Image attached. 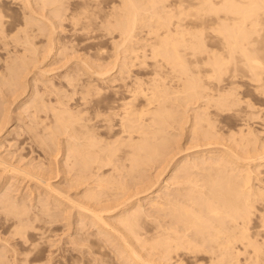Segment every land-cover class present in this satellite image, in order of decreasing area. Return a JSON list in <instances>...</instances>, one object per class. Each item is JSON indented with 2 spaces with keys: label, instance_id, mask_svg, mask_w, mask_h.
Wrapping results in <instances>:
<instances>
[{
  "label": "bare ground",
  "instance_id": "bare-ground-1",
  "mask_svg": "<svg viewBox=\"0 0 264 264\" xmlns=\"http://www.w3.org/2000/svg\"><path fill=\"white\" fill-rule=\"evenodd\" d=\"M32 1L33 0H24V2L22 1L23 4L22 3L21 4L25 7H29V10L33 11L35 7L33 6ZM35 1L38 2L39 5L40 4L41 5H45V4L52 5L55 3H60L62 0H35ZM184 1L175 0L174 4L172 3L168 4L164 2V0H122L120 1L118 5L120 7H123L124 9L122 10L123 12L119 11L117 16H115L116 19H114L115 22L113 26H115L116 28L120 30L119 32L121 33L120 34L121 39H119V43L117 42L118 44L116 42L115 43L118 46L119 45L121 46L122 49H120V47L119 49L122 51L120 50H116V51H120V52L128 51V54L126 55L124 54L123 56L121 55L123 57L122 59L123 61L122 60L121 61L124 62L125 58L126 59L132 58L131 61L133 60L132 61L133 63L131 65H134V66L142 65L141 67L143 68L141 72L137 71L136 74H133L131 76L130 74H128L129 70H127L128 73L127 72L126 74L124 73L125 71H123V68H122L123 67L122 65H124V63L122 64V62H120L119 65L121 66H119L117 65L118 63L114 60V64L111 63L113 65L111 68L112 70L110 69L111 65L110 67H108L109 69H105L103 66L102 67L105 70L97 69L98 66L96 63L97 67L95 68V70L93 68L94 70L93 71L91 68L92 65L89 62H87L88 61L87 57H86L87 61L84 59V56H86L84 55L83 58H81L82 59L81 61L82 63L85 62L86 67L82 68V65H85V64H82L79 68L74 67L76 68L74 71L75 73L74 74L71 73L68 79L66 78L67 84L66 83L65 84L68 86H71L72 88H75L76 86L79 87L80 85L81 88L82 87L84 88L85 94H86V91H88L89 93L90 89H92L94 93L97 92L98 94V92L101 89L99 88L98 90L97 88L98 85H96L98 84V82L95 83L92 77H95L97 79L98 78L103 79L104 81V78L106 79L107 77L106 74L108 75V78L105 81L107 82L106 87H110L111 89L110 100L107 104L105 105L103 104L104 105L102 106L103 108L101 107V109L99 110L98 109L94 110L95 112L93 111L94 112L93 115L91 114V116H89L88 113H87L88 116L84 115V111L82 112L83 109L80 112L75 113L76 112L75 109H74L75 111L74 112L72 109L64 106L65 101L63 102L60 97L56 98L55 105H52L51 100L50 101L48 100L49 102L48 101L46 102V100H44V98L41 96L43 93L46 92L45 89H44V92L42 91V93H39L38 91H36L37 90L36 87H34L36 90L35 89L31 90L30 94L32 95L31 96L32 99H28L29 101H27L26 103L24 102L30 108L29 115L32 118V120H34V123H32V125H29V127H27L28 130L32 132L34 136L33 139L36 138L38 142L46 148V151L49 152L50 155L52 154L53 156H56L58 155V153L61 152L62 164L60 162L58 164H61L62 166L61 170H63L65 173L67 172L69 173V171L72 172L71 176L69 175L70 177L68 179L69 181L68 184L71 187H74L76 189L75 195H77V197L72 198L69 195V193H67V190L64 191L61 188V186H59L60 188H58V185L55 186L54 184H52L49 180L50 179L49 177H44L45 175L43 176V172L42 174L41 172L37 173V171L36 173L35 172L33 173L34 170L32 172L28 170V169H31V167L25 168V165L24 167H21L19 164H21L20 162L22 159L20 160L19 164H15V163L13 164V161L10 160L12 163L8 161L9 159H12V158L9 157V159L7 158L8 160H6L5 159L6 156H3L4 157L3 158L1 155L0 156V170H1V173L3 171V174L5 172L6 177L7 175H11V174L12 176L19 174L21 175V178L19 177L21 180H23L22 177L23 178L28 177L29 179H32V180L35 179L38 185L44 189V192H46L45 193L46 197L48 196L47 194H49V197L52 199H58L61 201L64 200L62 201L63 203L66 201L67 203L71 205L70 207L72 206L76 207L78 209V213L77 211L76 213L80 217V220H82L86 216H89L88 218H90L91 221H86V222H89V223L91 222L90 224L92 225L98 224V227L106 226V228H109L108 230H110L112 234H115L117 236L119 235L121 237L120 240L118 241V244L120 245L118 246L120 248V251L123 254H127V256H129L130 258H133L132 261H135L139 264H192V263H195V264H241L242 258H244V260L251 259L254 261L255 264H259V262L264 257V142L260 146H256V147L254 146L253 149L249 148L251 147V145H253V144H250V142L253 143L254 141L256 142L258 141L259 143V139L257 138H258V135H260V134L257 135V132L253 130L254 127L252 128L250 126L247 127L248 129L246 128L247 130L244 129L246 132H243L244 126H240L236 128L237 130H234V131L232 130V133L229 132L231 135L236 133L238 135L240 134V136L236 135V137L237 136L239 137L238 139L234 137L228 138V139H231V141L229 140L230 142H228V144L226 142L225 143L221 142L220 139H218V141L221 143H219L218 141H214V140H217L219 136L218 135L219 132H222L220 131L221 129H218V127H222V126L220 125L217 127V125L220 123L215 124V122L219 119V117L217 118L219 114L228 113L229 118H231L230 116H232V118L240 122L242 121L244 123L246 121L250 122L251 120L255 121L254 119H257L263 116L262 115L259 117V112L261 110H264V106H261L262 104L256 105V103L249 100L250 98L248 97H247L248 99L240 97L239 92L241 91V88L244 87L250 93L252 92L254 93V95L263 97L264 99V0H215V1L214 0H189L188 2L185 1L186 3H184ZM157 3H159V5H157ZM41 5L39 6V8L41 7ZM59 5L62 6L61 4ZM1 6L2 4L0 5V33L3 32L4 30L3 24L5 25L4 23L5 19H3L5 18V16L2 15ZM23 6L21 7L22 9L24 8ZM56 6L57 7H55L52 10L54 18L57 16V18L59 19L58 16H62V19H63V11L66 8L58 7V5ZM143 7L144 9L146 8L144 12L141 11V9L143 10ZM173 7H175L176 10L173 9L174 11H171ZM80 8L83 9L81 6ZM85 8L86 10L85 9L84 10L87 11V7ZM85 11L83 13H85ZM145 11L146 13H149L147 14V16H145L146 15ZM76 13H74V15H76ZM81 13H82V10H81ZM70 14H71V11H70ZM91 14L92 12L90 13V15ZM142 14L144 15L140 16ZM25 15H26L25 25H29V24L36 25L37 28L34 27V29L41 31L40 33H42V30L45 28L44 26L46 24L43 26V24L40 23L41 24L40 25L38 24L39 20H37L38 19L37 17H36L37 19H35L34 17H31L30 14H25ZM79 15H80V12H79ZM72 16H69V18H71ZM108 16H109V13H108ZM22 22H24V20H22ZM56 25H57L56 23L51 22V25H50L51 33L54 32ZM142 26L146 27V28H143L145 29V34H143V36H139L137 39H133V37L135 36L136 28L139 29ZM141 33H144V32L140 31V34ZM10 34L12 37L14 36V39H15L16 34L18 33L13 32ZM19 35L20 34H18L17 36ZM32 35L30 37V35L27 34L25 37L27 39V42H29L30 44H31L30 40L32 39ZM41 36L42 35H40V37ZM49 36L51 38L52 35H49ZM19 37L18 39H20ZM50 38H49V41H50ZM33 39L35 40V38ZM212 39H214V41H212ZM42 42L43 41H41V43ZM52 42L50 41L47 43H52ZM29 43H27V45ZM60 43L58 44L60 45ZM73 43H76V42H73ZM5 44L7 43L4 42V45ZM67 44H68V41H67ZM77 45L78 44H76V46ZM96 47H99V46H96ZM23 48L26 49V47L24 46ZM65 48L63 47L62 49H65ZM37 49H38V46H37ZM24 50L22 49L21 50L22 53L19 54V56L21 55L23 59L21 57L20 59H18V61L17 60L12 61L11 59L12 62L11 63L7 62L8 64L6 65V67H3L6 69H9L8 72H3L2 70H0V73H1L0 74V83H1L0 85L1 86L2 84L7 85V87L17 85V82H18L17 75L19 73V70H20V67L22 66L23 61H25L24 60L25 54L27 55V53H25ZM26 50H29V49H26ZM59 50L60 49H58L56 53ZM95 51H97L96 48H95ZM66 52L69 54L70 50L69 52L68 50ZM48 53H50V51ZM119 53H117V57ZM129 53H131V55ZM60 54H61V51H60ZM68 54L66 55V58H68L67 56L70 55ZM56 55H58V53ZM55 57L60 58V56H55ZM72 57H74V55H72ZM62 58H65V57L62 56ZM109 58H106V59H109ZM135 59H136V62H135ZM98 60H94V61H98ZM115 62L117 64H115ZM88 64H90L91 66ZM87 65L90 68L87 67ZM102 67L99 66L98 68H102ZM43 68H42L43 71L41 72H44L46 70V69L44 70ZM87 69L88 70L91 69V71L90 72L85 71ZM110 72H115V75L111 76ZM83 75L86 76L85 79L82 77ZM168 76H171L169 78L170 80L167 78ZM168 80L170 82H167ZM63 82H64V79H63ZM56 86L55 87L53 86L54 87V91L52 90L53 92L58 91L57 89L59 87L56 88ZM65 87L66 86H64V88ZM108 91L106 93H108ZM21 92H25V91L21 90ZM67 93L68 92H66V94ZM245 93L247 94V91ZM48 94L49 93H47V95ZM85 94L83 96H85ZM64 95L65 94H63V96ZM49 96H51V94ZM92 97H93V94H92ZM173 97L175 99H178L176 101H180V102L175 101L177 104L175 103L172 104L171 102L175 100ZM85 98L86 97H84L82 100L86 101ZM172 98L174 100L170 102L172 104V107H171L170 103H169V106L167 103H168V100ZM256 99L258 100V98ZM68 102L70 101L68 100ZM89 103L91 104V102ZM178 103L179 105L180 103H182L183 105L185 104L187 105V103H190V104L194 103L195 105L193 104L194 105L193 113L191 112L192 115L187 114V113L185 114L184 109H182L183 111H181L180 109L181 112L179 111V109L177 110V107H179ZM47 107H50V109L53 110V115H54V119L50 118L52 121L48 120L49 122H46V117L48 116L44 117L46 113L43 116V118L40 114L42 111L46 112V110H48L46 109ZM80 108L81 107L79 106V110ZM88 108L89 107H87V109ZM86 110H85V114L87 112ZM43 114L44 113H42V115ZM182 121L184 123L187 121L186 123L188 124L187 131L190 133V135L191 134L198 135L197 137H201V139L205 138L206 141L208 139L209 140L212 139V141L217 142L218 144L209 143L210 147H212L211 145H215V147L217 145L218 146L220 145L221 148L219 149H216L218 147L213 148V149L208 148L205 153L201 151L198 155H195L193 159L191 158L192 161H187L189 159L188 157L186 162L175 163V167H173L172 169L173 172L172 173L169 172V174L173 175L172 178L175 179L173 180L174 181L173 183H175L176 186H174L173 188L171 187L172 189L170 190L168 189L166 192L162 191V193L163 192L164 193L162 195H159L160 196L159 198H161V200L155 199V197L154 199H151L150 201L148 200L149 206L154 208L156 211L161 212V214L163 213L162 214L163 217L161 216L162 219L157 221L158 223L154 220L151 221L153 222V224L149 223L150 225H154V227L152 226L153 228H147V227H151L150 225L148 226V224H147V227H145L146 224L143 227V224H144L143 217L147 214V212L146 213L144 212L146 211V209L144 208V211H143L140 205L138 206L135 204L136 206L134 205L132 206L131 203H130L131 206H127L129 203L128 200L131 199L132 197L134 198L133 196L134 193H131L132 194V196H130L131 198L126 197L125 199L121 200L122 198L121 194L124 195L125 189H126L125 185L127 184V183L126 184L124 183L125 182L124 176L126 175V172L123 171V168H127L131 172H137L138 174L140 170L145 169L144 168L145 165H147L148 163L150 164L153 158L156 159L154 160L156 162L158 160L156 157L158 158L161 157L160 155L162 154V151L164 150V149L162 150V147L168 143L167 142L168 140H171L169 138L167 140L166 138L167 136L166 129L168 128V126L170 127L172 123L174 124L176 122V123H179L180 125ZM260 122L262 121L260 120ZM53 123H55V125L57 126L55 128H58L59 130H56L53 128ZM38 128L39 130H37ZM11 129H15V128L12 127ZM18 131L19 130H17V133H19ZM59 133H62V134L64 133L66 136L62 138V134H61L62 139L60 140L59 139L60 137H58ZM232 136H235V135H232ZM19 137L17 135V138ZM17 142L21 143L18 140ZM203 144L205 146H208L205 144V142H203ZM247 144H249L250 146L249 147L246 146L247 148H245V145ZM242 145H244V147ZM165 147L166 146H164V148ZM167 147H170V146L167 145ZM165 154L166 153H164V157L167 156V155L165 156ZM204 155H207V156H204ZM162 158L160 160H162ZM170 159H169V162L168 160L165 161L167 165L170 163L171 161ZM53 160L54 159H52V161ZM172 160H173V157H172ZM18 161L19 159L16 160V163ZM40 162H41L40 163V166H41L43 161H40ZM29 163L30 161L28 162V164ZM166 164H165V167H163V169L168 167L166 166ZM159 165H161V163H159ZM33 166L35 167L36 163ZM38 167L36 169H38ZM43 167L45 168V166ZM43 167L41 168L42 170H44ZM41 169L39 170L41 171ZM200 170H205V171L202 172ZM177 171L179 172V174H177ZM10 172H13L15 175H13V173L9 174ZM128 173L129 172H127V174ZM161 173L162 172L157 173V174L160 175ZM128 175H131V174H128ZM142 175H143V172H142ZM16 177L18 176L16 175ZM137 177H140V176H137ZM148 177L150 178V176ZM1 178H5V177L0 176V179ZM131 178L132 177H130V179ZM5 179H9V178H5ZM133 179L134 178H132L131 180ZM157 180L158 179H156L154 182H156ZM2 181H0L1 184H2ZM134 182L136 183V181ZM149 182H151V180L148 181V183ZM169 183L170 181L168 182L167 180L165 181L163 180V184L162 185L158 184L157 187H160V189H162L163 187L168 186ZM146 184L143 187H147L148 189H150L152 185H154V183L152 185L150 183L149 186L148 185L146 186ZM35 187L37 186L35 185ZM4 188H7V187L4 186ZM128 189H129V186H128ZM10 190L12 189L10 188ZM130 190H128L129 193H130ZM141 191L142 192H140V194L143 193L145 189ZM156 191L154 195L156 194ZM8 193H6V191L5 193H2V192L0 193V208L3 209L2 211L5 214H11V217H8V221H9L8 224H9L10 230H8L9 228H6L5 225L3 228H6L8 232L15 238V240H13L12 243L9 242V244L12 245V247H10L8 243H5V244H8L10 248H12L11 252L8 251L9 253L12 254L10 255L11 258H9L8 256L7 257L5 256L7 250H4V249L2 250L0 248V264H36V261L38 260L37 253L39 252L40 247L38 245V242L29 243L28 242L29 237H31V234L34 233L35 235L38 234V236L41 237L42 239L43 233H45V232H42V227H41L43 224L42 223L43 221L37 222L38 220L39 221L43 220V219H40L41 217L40 215H42V214H39L40 212L48 215L49 217H55L56 212H53V210L50 211L52 207H49V205L45 203L47 201L43 202V198L39 202L40 204H37L38 206L35 205L36 207H38L36 208L38 210L35 211L34 208L31 209L27 201H26L27 204L26 203L21 204V202L19 204L17 200L18 197L14 198L15 194L9 195ZM17 193L18 192H16V194ZM157 193L159 194V192ZM157 197L158 195L156 196V198ZM25 199L23 200V202L25 201ZM40 199L38 198L37 202ZM44 199H47V198H44ZM53 202L55 203V201ZM59 203L61 202L59 201ZM98 203H103V205L97 206ZM33 206L34 205H32V207ZM52 206H53V203H52ZM63 207L65 206L63 205ZM147 211L149 210L147 209ZM143 212L145 213L144 216L142 215ZM5 214L3 215V217H5ZM105 215L109 217H106ZM7 216L8 215H6V219H7ZM146 216H149V214ZM146 216H145V219L148 218ZM37 218L39 219L36 221V225H35L34 220H36ZM111 218L113 219L110 220ZM44 220L46 221V219ZM81 222L82 221L78 223H81ZM37 223L39 224L42 223V224H40L41 226H39ZM145 223H146V220H145ZM154 223H157V224H154ZM1 226L2 225H0V227ZM138 227H140L141 229L142 227L146 228V230L144 229L145 231L143 232H142L143 229L139 231ZM6 229L4 231H6L7 233ZM100 232L101 231H99V233ZM103 232L108 234V236L110 234V232H108L107 230H103ZM10 236L8 238H10ZM117 236H116V239H117ZM109 237H108V240L110 239ZM86 238L88 237H85V239L84 238L83 239L86 240ZM0 239L2 240V237H0ZM91 239H89V242ZM4 240L7 241V239H4ZM112 241L114 242V240ZM113 242L111 243L113 244ZM94 243H95L94 241L92 242V244L90 242V245L93 246ZM103 243L101 244L102 246H103ZM14 245H16V248ZM17 245L19 247L18 251H17ZM26 245H29V246H26ZM3 246L5 245L3 244ZM92 246H91V249H92ZM102 246L99 245V247L96 249L100 250ZM84 247L86 246L84 245ZM86 248L88 249V247ZM141 249H144L145 251L146 250L149 251V252L146 251L147 253L145 255H148V254L150 255V252H151V255H154V258H155V254H156L157 255L156 259L152 260L153 257L152 258L150 257L149 259L145 258L140 252ZM99 250L97 252H99ZM103 252L104 251H102V253ZM21 253H23L24 255ZM28 253L29 255L31 253V257L27 258V256H29ZM105 253L104 255L103 254L102 255L104 258H107L105 256L108 253L107 254ZM17 255H19V257L21 255L22 257L25 255L27 256L25 258H18ZM109 255H110V252H109ZM58 256H59V258L57 257L58 259L55 258L58 260L57 261L59 262L58 264H82L81 262L85 260L84 259L83 261H81L80 259H77L75 256L73 258L72 255H70L69 257L66 256L62 258H60V255ZM125 260L128 261V259L126 258ZM129 261H131V259ZM95 263H98V262H95ZM106 264H110L109 261ZM127 264H129V262Z\"/></svg>",
  "mask_w": 264,
  "mask_h": 264
},
{
  "label": "rangeland",
  "instance_id": "rangeland-1",
  "mask_svg": "<svg viewBox=\"0 0 264 264\" xmlns=\"http://www.w3.org/2000/svg\"><path fill=\"white\" fill-rule=\"evenodd\" d=\"M12 1V2H11ZM24 2V0H0V5L2 4V6H1V8H2V15H4L5 16V18H3V19H5L4 20V23H5V25L3 24V32H1V33H3V34H1L0 33V61L2 62H0V70H2L3 72H8L9 71V69H6V68H3V67H6V65L8 64V63H11L13 60H17L18 61V59H20V57L22 58V56L20 55L19 56V54H21L22 52H21V50L23 49H25V48H23V46L24 47H26V49H29V50H24L25 51V53H27V55L25 54V58H24V60L25 61H23V63H22V66L20 67V70H19V73H18V78H19V80H18V78H17V81L19 82V84H18V82H17V85H13V86H9V87H7V85H5V84H2V86L0 85V144H2V145H0V156L2 155V157L3 156H6L5 157V159L6 160H8L9 159V157L10 158H12V159H9L8 161L9 162H11V161H13V164L15 163V164H19V162H20V160H21V164H19L21 167H24V165H25V168H27V167H31V169H28V170H30L31 172L33 171V173L35 172L36 173V171H37V173L39 172H41V174H42V172H43V176L44 177H49L48 179L50 180V182L52 183V184H54L55 186H57L58 185V188H60L59 186H61V188L65 191V190H67V193H69V195L72 197V198H75V197H77V195H75V191H76V189L74 188V187H71L69 184H68V179H69V177L71 176V174H72V172L71 171H69V173L67 174V173H65L63 170H61L62 169V166H61V164H62V155H61V152L60 153H58V155H56V156H53L52 154L50 155L49 154V152H47L46 151V148L44 147V146H42L39 142H38V140L36 139V138H34L33 139V134H32V132L30 131V130H28V128L27 127H29V125H32V123H34V120H32V118L30 117V115H29V107H28V105L27 104H25L27 101H29L28 99H32V95L30 94L31 93V90L32 89H35L34 87H36V91H38L39 93H42V91L44 92V89H45V91L47 92V93H49L48 95H47V93L45 92V93H43L41 96L44 98V100H46V102L49 100H51V102H52V105H55V99L56 98H61V100L64 102L65 101V107H67V108H70V109H72L73 111H74V109H75V113H77V112H80L82 109V112L84 111V115H86V116H88V114H89V116H91V114L93 115V113L95 112L94 110H99V109H101V107L102 106H104L105 104H107L108 102H109V100H110V94H111V89H110V87H106V85H107V82L105 81L107 78H108V75L106 74V79L104 78V81H103V79H97V78H95V77H92L93 79H94V81H95V83L96 82H98V84H96V85H98L97 86V88H98V90H99V88L101 89L99 92H100V94H99V92H98V94H97V92H93L92 91V89H90L89 90V93H88V91H86V94H85V90H84V88L82 87L81 88V86L79 85V87L78 86H76L75 88H72L71 86H68V85H66L67 84V79H68V77L70 76V74L72 73V74H74L75 72V69L76 68H79L82 64H85V62L84 63H82V59L81 58H83V56L84 55H86V56H84V59L86 60V57H87V62H89L91 65H92V70H93V68H94V70H95V68L98 66H100V67H104L105 69H109L108 67H110V65H111V67H110V69L112 68V64H114V60L118 63H116L115 62V64H117V65H119V63L120 62H122L123 60V55L125 54H128V51H124V52H120V51H122V50H120V49H122L121 48V46L119 45H117L118 43H119V39H121V33L119 32L120 30L118 29V28H116L115 26H113L114 25V22H115V20L114 19H116V17L115 16H117V14H118V12L119 11H121V12H123L122 10L124 9L123 7H120L118 4L120 3V1H122V0H97V1H95V0H62L60 3H55V4H45V5H41V7L39 8V3L38 2H36L35 0H33L32 1V4H33V6L35 7V12H34V10L32 11V10H29V7H25V6H23L22 4H23V2ZM84 1V2H83ZM172 1V2H171ZM175 0H164V2H166V3H168V4H170V3H172V4H174L175 2H174ZM177 1V0H176ZM184 1V0H183ZM186 2H188L189 0H185ZM184 1V3H186ZM215 1V0H214ZM4 2V3H3ZM15 2V3H14ZM96 2V3H95ZM112 2H114V3H112ZM19 3V4H18ZM22 3V4H21ZM84 3V4H83ZM87 3V4H86ZM20 4H21V6H20ZM59 4H61L62 6H60ZM83 4V5H82ZM111 4H112V6H111ZM36 5H38V6H36ZM56 5H58V7H64V8H66L64 11H63V19H62V16H58L59 17V19L57 18V16L54 18V16H53V13H52V10L55 8V7H57ZM64 5H66V6H64ZM89 5V6H88ZM118 7H117V6ZM157 5H159V3H157ZM24 7L23 9L21 8V7ZM52 6V7H51ZM80 6L83 8V9H81L80 8ZM111 6V7H110ZM73 7V8H72ZM85 7H87V11H85L86 10V8ZM106 7H107V9H106ZM6 8H8V9H6ZM37 8V9H36ZM78 8V9H77ZM112 8H114V9H112ZM120 8V9H119ZM19 9V10H18ZM68 9V10H67ZM72 9H73V11H75V12H73L72 11ZM75 9V10H74ZM85 9V10H84ZM117 9H118V11H117ZM146 9V8H145ZM144 7H143V10L141 9V11H143L144 12ZM176 10V8L175 7H173L172 9H171V11H174V10ZM81 10H82V13H81ZM110 10V11H109ZM116 12H115V11ZM25 11V12H24ZM29 11V12H28ZM70 11H71V14L72 15H74V13H76L77 11V13H76V15H74V16H72L71 14H70ZM85 11V13H83ZM148 11H149V9H148ZM170 11V12H171ZM27 12V13H26ZM31 12H33V13H31ZM79 12H80V15H79ZM86 12H88V13H86ZM92 12V14L90 15V13ZM36 13V14H35ZM65 13V14H64ZM108 13H109V16H108ZM142 13V12H141ZM145 13H146V11H145ZM144 13V14H145ZM25 14H30L31 15V17H34L35 19H37V20H39L38 21V24H43V26L45 27L43 30H42V33L44 34H42V33H40L41 31H38L37 29H34V27L35 28H37V26L36 25H25V20H26V15ZM40 15V17H39V15ZM49 14V15H48ZM144 14H142V15H140V16H143ZM147 14H149V13H146V15L145 16H147ZM25 15V16H24ZM38 15V16H37ZM44 17H43V16ZM50 15H51V17H50ZM65 15V16H64ZM79 15V16H78ZM49 16V17H48ZM69 16H72L71 18H69ZM108 16V17H107ZM149 16V15H148ZM37 17V18H36ZM42 17V18H41ZM46 17V18H45ZM65 17V18H64ZM66 17H68V18H66ZM78 19H77V18ZM50 18V19H49ZM51 18H53V19H51ZM148 18V17H147ZM46 19V20H45ZM68 19V20H67ZM7 20V21H6ZM22 20H24V22H22ZM57 20V21H56ZM63 20V21H62ZM70 20H71V22H70ZM46 21V22H45ZM56 21V22H55ZM7 22V23H6ZM48 22H50V23H48ZM51 22H53V23H56L57 25H56V27H55V29H54V32H52L51 33V28H50V25H51ZM63 22V23H62ZM59 23V24H58ZM62 23V24H61ZM72 23V24H71ZM73 23H75V24H73ZM40 24V25H41ZM49 25V26H48ZM31 26V27H30ZM61 26V27H60ZM113 28H112V27ZM16 27V28H15ZM58 27V28H57ZM60 27V28H59ZM23 28V29H22ZM26 29V31H25V29ZM32 28V29H31ZM57 28V29H56ZM143 28H146L145 26H142L141 28H136V30H135V36L133 37V39H137L139 36H143V34H145V29H143ZM12 29H14V30H12ZM20 29V30H19ZM142 29V30H141ZM16 30V31H15ZM24 30V31H23ZM8 31V32H7ZM12 31V32H11ZM34 31H35V33H34ZM38 31V32H37ZM140 31H142V32H144V33H141L140 34ZM6 32V33H5ZM13 32H17L18 34H20L19 36H17L18 34H16V38L14 39V36L12 37L11 36V34L10 33H13ZM24 32V33H23ZM38 33V34H37ZM49 33H51V34H49ZM5 34V35H4ZM27 34H29L30 35V37H31V35H32V39L33 38H35V40L33 39H31L30 41H31V44L29 43V42H27V39L25 38L26 37V35ZM35 34V35H34ZM138 34V35H137ZM37 35V36H36ZM40 35H42L41 37H40ZM49 35H52L51 36V38H50V36ZM120 35V36H119ZM136 35H137V37H136ZM35 36V37H34ZM48 36H49V38H50V41L53 43H47V42H50L49 41V38H48ZM59 36V37H58ZM2 37V38H1ZM4 37H6V38H4ZM18 37L20 38V39H18ZM56 37H58V38H56ZM68 37V38H67ZM10 38H12V39H10ZM41 38V39H40ZM46 38V39H45ZM54 38V39H53ZM61 38V39H60ZM52 39V40H51ZM70 39V40H69ZM12 40V41H11ZM48 40V41H47ZM58 40V41H57ZM62 40H64V41H62ZM75 40V41H74ZM114 42H113V41ZM116 40V41H115ZM118 40V41H117ZM1 41H3V42H1ZM7 41V42H6ZM25 41V42H24ZM41 41H43L42 43H41ZM67 41H68V44H67ZM72 41V42H71ZM78 41V42H77ZM212 41H214V39H212ZM4 42L5 43H7V44H5L4 45ZM11 42V43H10ZM39 42V43H38ZM60 42H62V43H60ZM63 42H65V43H63ZM73 42H76V43H73ZM117 44H116V43ZM133 42H134V40H133ZM3 43V44H2ZM14 43H16V44H14ZM18 43V44H17ZM20 43V44H19ZM27 43H29L28 45H27ZM33 43H34V45H33ZM44 43V44H43ZM58 43H60V45L58 44ZM36 44V45H35ZM50 44H52V45H50ZM58 44V45H57ZM72 45V46H74V47H72V46H70V45ZM74 44V45H73ZM76 44H78L77 46H76ZM88 44V45H87ZM98 44V45H97ZM100 44H101V46H100ZM113 44H115V45H113ZM20 45V46H19ZM22 45V46H21ZM33 45V46H32ZM64 45H66V46H64ZM86 45V46H85ZM2 46V47H1ZM32 48H31V47ZM37 46H38V49H37ZM44 46V47H43ZM59 46V47H58ZM60 46H61V48H60ZM96 46H99V47H96ZM115 46H117V47H115ZM18 47V48H17ZM20 47V48H19ZM28 47H30V48H28ZM41 47V48H40ZM46 47V48H45ZM51 49H49V48ZM53 47V48H52ZM65 48V49H62V48ZM76 47V48H75ZM78 47H79V49H78ZM83 47H85V48H83ZM102 49H101V48ZM119 47H120V49H119ZM2 48V49H1ZM56 48V49H55ZM83 48V49H82ZM95 48H96V50L97 51H95ZM107 48V49H106ZM115 50V52H114V50ZM117 48V49H116ZM19 49H21V50H19ZM32 49V50H31ZM36 49V50H35ZM40 49V50H39ZM48 49V50H47ZM58 49H60L57 53H58V55H56L57 53H56V51L58 50ZM62 49V50H61ZM72 49V50H71ZM78 49V50H77ZM18 50V51H17ZM43 52H42V51ZM45 50V51H44ZM55 52H54V51ZM64 50H68V52H69V50H70V52H69V54L66 52V51H64ZM81 50V51H80ZM102 50V51H101ZM107 50V51H106ZM111 50V51H110ZM116 50H120V51H116ZM47 51V52H46ZM50 51V53H48ZM60 51H61V54H60ZM63 51V52H62ZM76 51H78V52H76ZM89 51V52H88ZM92 51V52H91ZM95 51V52H94ZM19 52V53H18ZM34 52V53H33ZM72 52V53H71ZM100 52V53H99ZM108 54H106V53ZM109 52H110V54H109ZM119 53V55H118V57H117V53ZM140 52V51H139ZM12 55H11V54ZM37 53V54H36ZM40 53V54H39ZM55 55H54V54ZM65 55H64V54ZM69 55V56H67L68 58H66V55L67 54ZM77 53V54H76ZM82 53H84V54H82ZM88 55H87V54ZM94 53V54H93ZM122 53V54H121ZM35 54V55H34ZM47 54V55H46ZM49 54V55H48ZM130 55H131V53H129ZM40 57H39V56ZM43 55V56H42ZM46 55V56H45ZM72 55H74V57H72ZM78 57H77V56ZM95 55V56H94ZM97 55V56H96ZM101 55H102V57H101ZM111 55V56H110ZM122 55V56H121ZM6 56H8V57H6ZM16 56V57H15ZM28 56H29V58H28ZM34 56V57H33ZM42 56V57H41ZM55 56H60V58H56ZM62 56L63 57H65V58H62ZM71 56V57H70ZM81 56V57H80ZM2 57V58H1ZM31 57H33V58H31ZM90 57V58H89ZM96 57V58H95ZM99 57V58H98ZM109 57H111V58H109ZM113 57V58H112ZM114 57H116V58H114ZM10 58V59H9ZM16 58V59H15ZM29 60H31V61H29ZM31 58V59H30ZM37 58V59H36ZM45 58V59H44ZM52 58V59H51ZM79 60H78V59ZM106 58H109V59H106ZM11 59H12V61H11ZM23 59V58H22ZM39 59V60H38ZM41 59V60H40ZM62 59V60H61ZM65 59H67V60H65ZM69 59V60H68ZM71 59V60H70ZM91 59H93V60H91ZM99 59V60H98ZM130 59V60H129ZM131 59L132 58H125V60H124V62H122V64L124 63V65H122L123 67V71H125L124 73L126 74V72L128 73V71L127 70H129V73L128 74H130L131 76L133 75V74H136V72L137 71H139V72H141V70H142V68L143 67H141L142 65H136V66H134V65H131L133 62V60L131 61ZM7 60V61H6ZM48 60V61H47ZM55 60V61H54ZM61 60V61H60ZM94 60H98V61H94ZM106 60V61H105ZM110 60V61H109ZM122 60V61H121ZM5 61V62H4ZM20 61V60H19ZM79 61V62H78ZM91 61V62H90ZM93 61V62H92ZM4 62V63H3ZM8 62V63H7ZM25 62V63H24ZM28 62V63H27ZM54 62H55V64H54ZM58 62V63H57ZM66 63V64H64V63ZM68 62V63H67ZM95 62V63H94ZM105 62V63H104ZM131 62V63H130ZM135 62H136V59H135ZM28 65H27V64ZM63 63V64H62ZM81 63V64H80ZM96 63H97V66H96ZM99 63V64H98ZM107 63V64H106ZM110 63V64H109ZM112 63V64H111ZM127 65H126V64ZM4 64H5V66H4ZM35 64H36V66H35ZM90 64H88V65H90ZM129 64H130V66H129ZM28 67H27V66ZM29 65H30V67H29ZM33 65V66H32ZM38 65V66H37ZM52 65V66H51ZM72 65H74V66H72ZM87 65V67H89ZM90 65V66H91ZM94 65V66H93ZM105 65V66H104ZM24 66H25V68H24ZM32 66V67H31ZM119 66H121V65H119ZM127 66V67H126ZM129 66V67H128ZM44 67V68H43ZM70 67V68H69ZM74 67H76V68H74ZM83 67H86V64L85 65H82V68ZM97 67V69H102V70H105L103 67L102 68H98ZM126 67V68H125ZM138 67V68H137ZM42 68L45 70L44 72H41V71H43L42 70ZM90 68V67H89ZM88 68V69H89ZM128 68H130V69H128ZM5 69V70H4ZM31 69V70H30ZM38 69V70H37ZM47 69H49V70H47ZM71 69V70H70ZM74 69V70H73ZM85 70V71H91V69L90 70ZM126 69V70H125ZM7 70V71H6ZM93 70V71H94ZM112 70V69H111ZM131 70V71H130ZM40 71V72H39ZM49 71V72H48ZM23 72V73H22ZM38 72V73H37ZM132 72V73H131ZM37 73V74H36ZM43 73V74H42ZM1 74V73H0ZM23 74V75H22ZM38 75V76H37ZM47 75V76H46ZM110 75L111 76H113V75H115V72H110ZM109 75V76H110ZM129 75V76H130ZM21 76V77H20ZM25 76V77H24ZM64 76V77H63ZM63 77V78H62ZM84 79L86 78V76L85 75H83L82 76ZM171 76H168L167 78L169 79ZM67 78V79H66ZM91 78V77H90ZM89 78V79H90ZM91 78V79H92ZM37 79V80H36ZM63 79H64V82H63ZM92 79V80H93ZM40 80V81H39ZM53 80V81H52ZM167 80V79H166ZM170 80V79H169ZM167 81V82H170V81ZM27 81V82H26ZM31 82V83H30ZM57 84H56V83ZM21 83V84H20ZM23 83V84H22ZM34 83H36V84H34ZM40 83H42V84H40ZM54 83V84H53ZM66 83V84H65ZM105 83V84H104ZM1 84V83H0ZM53 84V85H52ZM6 87H5V86ZM21 85V86H20ZM35 85V86H34ZM57 85V86H56ZM61 85H63V86H61ZM100 85V86H99ZM38 86V87H37ZM45 86V87H44ZM56 86V88H58L57 90V92L55 91V92H53L54 91V87ZM64 86H66L65 88H64ZM5 87V88H4ZM52 87H53V89H52ZM61 87H63V88H61ZM68 87V88H67ZM2 88V89H1ZM14 88V89H13ZM25 88V89H24ZM109 88V89H108ZM6 91H5V90ZM8 89V90H7ZM61 89H63V90H60ZM68 89V90H67ZM75 89V90H74ZM82 89V90H81ZM103 89V90H102ZM109 91H108V90ZM16 90V91H15ZM21 90L22 91H25V92H21ZM53 90V91H52ZM67 90V91H66ZM77 90H78V92H77ZM80 90H81V92H80ZM94 90V89H93ZM106 90V91H105ZM49 91V92H48ZM52 91V92H51ZM63 91V92H62ZM75 94H73L72 92ZM83 91H84V93H83ZM95 91V90H94ZM104 91V92H103ZM108 91V93H106ZM244 91V92H243ZM247 91V94L245 93ZM8 94H7V93ZM61 94H60V93ZM66 92H68L67 94H66ZM70 92V93H69ZM5 93H6V95H5ZM80 93V94H79ZM106 93V94H105ZM240 93V97H243V98H250L249 100H251L252 102H254V103H256V105H261V106H264V99H263V97H260V96H256V95H254V93H250L246 88H241V91L239 92ZM243 93V94H242ZM51 94V96H49ZM63 94H65L64 96H63ZM85 94V96H83ZM92 94H93V97H92ZM96 96H95V95ZM173 94V93H172ZM171 94V95H172ZM17 95V96H16ZM29 95V96H28ZM45 97H44V96ZM69 95V96H68ZM82 95V96H81ZM170 95V96H171ZM248 95H250V96H248ZM62 96V97H61ZM80 96V97H79ZM88 96V97H87ZM245 96V97H244ZM69 97H71V98H69ZM84 97H86L85 99H86V101H87V103H86V101H83L82 99L84 98ZM90 97V98H89ZM172 97V96H171ZM170 97V98H171ZM175 97V96H174ZM173 97V98H174ZM2 98V99H1ZM42 98V99H43ZM46 98V99H45ZM51 98V99H50ZM66 98V99H65ZM67 98H69V99H67ZM74 98V99H73ZM94 98V99H93ZM102 98V99H101ZM169 99L168 100V106H169V103L171 102V101H173L174 99ZM247 98V99H248ZM253 98H254V100H253ZM256 98H258V100H259V102H258V100L256 99ZM72 99V100H71ZM90 99V100H89ZM98 99V100H97ZM4 100V101H3ZM67 100V101H66ZM68 100L70 101V102H68ZM82 100V101H81ZM176 100H178V99H175L173 102H171L172 104H177L176 102H180V101H176ZM257 100V101H256ZM48 101V102H49ZM72 101V102H71ZM74 101V102H73ZM91 102V104L89 103V102ZM97 101H98V103H97ZM107 101V102H106ZM176 101V102H175ZM2 102V103H1ZM4 102V103H3ZM6 102V103H5ZM25 102V103H24ZM82 102V103H81ZM85 104H84V103ZM101 102V103H100ZM67 103V104H66ZM70 103V104H69ZM72 103V104H71ZM74 103V104H73ZM81 103V104H80ZM170 103V106L172 107V104ZM190 103H191V101H190ZM190 103H187V105L185 104V105H183L182 103H180V105H181V107H180V105H179V103H178V106L180 107H177V110L179 109V111H180V109H181V111H183L182 109H184L185 110V114L187 113V114H191L192 115V113H193V108H194V105L193 104H190ZM68 104H69V106H68ZM78 104V105H77ZM96 104V105H95ZM104 104V105H103ZM5 105V106H4ZM71 105H72V107H71ZM86 105H87V107H89L88 109H87V107H86ZM89 105V106H88ZM98 105V106H97ZM185 107H183V106ZM3 106V107H2ZM23 106H24V108H23ZM79 106L81 107L80 108V110H79ZM83 106V107H82ZM192 106V107H191ZM7 107V108H6ZM26 107V108H25ZM98 107V108H97ZM183 107V108H182ZM242 107V106H241ZM92 108V109H91ZM103 108V107H102ZM190 108V109H189ZM27 109V110H26ZM46 109H48V110H46V112H41L40 114H41V116H42V118H43V116L45 115V113H46V115L44 116V117H46V116H48V117H46V122H49L48 120H50V121H52L51 119H54V115H53V110H51L50 109V107H47ZM87 109V110H86ZM85 110L87 111L86 112V114H85ZM191 110V111H190ZM21 111V112H20ZM27 112V113H25V112ZM48 111H49V113H48ZM94 111V112H93ZM180 111V112H181ZM8 112V113H7ZM19 112V113H18ZM51 112V113H50ZM192 112V113H191ZM42 113H44L43 115H42ZM88 113V114H87ZM51 114V115H50ZM103 114V113H102ZM223 114V115H222ZM222 114H219L218 116H217V118L219 117V119L215 122V124H218V123H220V124H218L217 125V127L218 126H222V127H218V129H221L220 131H222V132H219V136H218V138H217V140H214V141H218V139H220V141L221 142H223V143H227L228 144V142H230L231 141V139H228V138H232V137H234V138H239L238 136H240V134L238 135V134H236V133H234V134H232V135H235V136H232L230 133H232V130L234 131V130H237L236 128H238V127H240V126H244V128H243V130L244 129H246L247 127H254L253 128V130L255 131V132H257V135L258 134H260V135H258V138L257 139H259V143H258V141L256 142V141H254L253 143L252 142H250V144H253V145H251V147H249L250 145L249 144H247V145H245V148H247V147H249V148H254V146L256 147V146H260L263 142H264V110H261L260 112H259V117L260 116H262V117H260V118H257V119H254L255 121H253V120H251L250 122H248V121H246L245 123L244 122H240V121H238V120H236V119H234V118H232V116H230L231 118H229V114L228 113H222ZM226 114H227V116H226ZM50 115V116H49ZM220 115H222V116H220ZM8 116V117H7ZM29 116V117H28ZM25 117V118H24ZM49 118V119H48ZM51 118V119H50ZM226 118V119H225ZM228 118V119H227ZM234 121H233V120ZM263 122H260V120ZM8 120V121H7ZM22 120H23V122H22ZM27 120V121H26ZM29 120H31V121H29ZM227 120V121H226ZM256 120H258V121H256ZM33 121V122H32ZM229 121V122H228ZM237 121V122H236ZM19 122V123H18ZM26 122V123H25ZM5 123V124H4ZM187 123V121L184 123L183 121L180 123V125H179V123H172V125H170V127L168 126V128L166 129L167 130V133H166V138H167V140H168V138L169 139H171V140H166L167 142H165V143H167V144H165L164 146H166L165 148H164V146L162 147V154L160 155L161 157H156L158 160L155 162L154 160H156L155 158H153V162L151 161L150 162V164L148 163L147 165H145V166H147V167H145L144 166V168L145 169H143V170H140L139 172H138V174H137V172H131V171H129L127 168H123V171H125L126 172V175H127V177H126V175L123 177L124 178V180H125V186H126V189H125V193H124V195L123 194H121V200L122 199H125L126 197H130V196H132V194L131 193H134L133 194V196H134V198L132 197H130L131 199H129L128 200V205L127 206H136V205H140V207H141V209L144 211V208L146 209V211H144L145 213L147 212V214L146 215H148L149 214V216H146L145 215V213L143 212V216L145 215L146 217H148V218H146L145 219V216L143 217V219H144V224H143V227H144V225H145V227H147V224H148V226L150 225L149 223H151V224H153V222H151V221H159V220H161L162 218H161V216L163 217V213L161 214V212H158V211H156L154 208H152V207H150L149 206V204H148V200L150 201L151 199H154V197H155V199H158V200H161V198H159L160 196L159 195H162L164 192H166L168 189L170 190V189H172L174 186H176L175 185V183H173L174 181L173 180H175V179H173L172 178V174H169V172L170 173H172L173 172V167H175V163H177V162H179V163H181V162H186V160L188 159V157H189V159L187 160V161H192V159H193V157L195 156V155H198L201 151L203 152V153H205L206 151H207V149L209 148V149H213V148H216V147H218V148H216V149H219V148H221V146L219 147L218 145L215 147V145H211L212 147H210V144H218L217 142H214V141H212V139L211 140H205V138L202 140L201 139V137H197L198 135H193V134H191L190 135V133L187 131L188 130V124H186ZM228 123H229V125H228ZM232 123V124H231ZM242 125H241V124ZM249 123H251V124H249ZM257 123V124H256ZM177 124V125H176ZM185 124V125H184ZM224 124V125H223ZM239 126H238V125ZM249 124V125H248ZM253 124V125H252ZM2 125H4V126H2ZM183 125V126H182ZM226 125H227V127H226ZM245 125H246V127H245ZM23 126V127H22ZM185 126V127H184ZM231 126V127H230ZM15 128V129H11V128ZM22 127V128H21ZM55 127H57L56 125H55V123H53V128L54 129H56V130H59L58 128H55ZM176 127V128H175ZM179 127V128H178ZM224 127V128H223ZM261 127V128H260ZM1 128H2V130H1ZM18 128V129H17ZM25 128V129H24ZM231 130H230V129ZM23 129V130H22ZM171 129V130H170ZM223 129V130H222ZM248 129V128H247ZM246 129V130H247ZM257 129V130H256ZM17 130H19L18 132L19 133H21V134H19V133H17ZM37 130H39V128L37 129ZM172 130H173V132H172ZM182 130V131H181ZM230 130V131H229ZM28 131V132H27ZM168 131H170V132H168ZM219 131V130H218ZM230 132V133H229ZM243 132H246L245 130L243 131ZM17 133V134H16ZM26 133V134H25ZM28 133V134H27ZM170 133V134H169ZM173 133V134H172ZM184 133V134H183ZM187 133V134H186ZM229 133V134H228ZM13 134V135H12ZM29 134H31V135H29ZM61 134L62 133H59L58 134V137H60L59 139L61 140L63 137H65L66 135L63 133L62 134V138H61ZM221 134V135H220ZM17 135H18V137L19 136H21V137H19V138H17ZM64 135V136H63ZM169 135V136H168ZM171 135H173V136H171ZM178 137H177V136ZM225 137H224V136ZM228 135V136H227ZM236 135H238L237 137H236ZM30 136V137H29ZM183 138H182V137ZM191 136H192V138H191ZM221 136V137H220ZM227 136V137H226ZM13 137V138H12ZM189 137V138H188ZM7 138V139H6ZM165 138V139H166ZM226 138V139H225ZM11 139V140H10ZM28 139V140H27ZM36 139V140H35ZM195 139V140H194ZM222 139V140H221ZM225 139V140H224ZM17 140L18 141H20L21 143H19V142H17ZM34 140V141H33ZM178 142H177V141ZM187 140H189V141H187ZM194 142H193V141ZM224 140V141H223ZM230 140V141H229ZM24 141V142H23ZM170 141H171V143H170ZM173 141V142H172ZM205 142V144H206V142H207V144L206 145H208V146H205L204 144H203V142ZM210 141V142H209ZM2 142V143H1ZM13 142V143H12ZM29 142V143H28ZM38 142V143H37ZM175 142V143H174ZM182 142V143H181ZM188 142H190V143H188ZM200 142H201V144H203V145H201L200 144ZM219 142V141H218ZM221 142H219V143H221ZM4 143V144H3ZM24 143V144H23ZM210 143V144H209ZM257 143V144H256ZM9 146H8V145ZM15 144V145H14ZM17 144V145H16ZM29 144H30V146H29ZM170 144V145H169ZM188 144H189V146H188ZM193 144H194V146H196V147H194L193 146ZM36 145H38V146H36ZM167 145L168 146H170V147H167ZM172 145V146H171ZM177 147H176V146ZM199 145V146H198ZM179 146V147H178ZM184 146V147H183ZM198 146V147H197ZM204 148H203V147ZM243 147H244V145H242ZM247 146V147H246ZM22 147V148H21ZM35 147V148H34ZM44 147V148H43ZM187 147V148H186ZM191 147V148H190ZM194 147V148H193ZM10 148V149H9ZM19 148H20V150H19ZM23 149V150H22ZM38 149H39V151H38ZM42 149V150H41ZM166 149V150H165ZM168 149V150H167ZM4 150V151H3ZM25 150H27V151H25ZM33 150V151H32ZM175 150H177V151H175ZM186 150V151H185ZM205 150V151H204ZM9 151V152H8ZM13 151V152H12ZM17 151V152H16ZM170 153H169V152ZM199 151V152H198ZM4 152V153H3ZM43 152V153H42ZM177 152V153H176ZM2 153V154H1ZM6 153V154H5ZM10 153V154H9ZM13 153V154H12ZM22 153V154H21ZM45 153V154H44ZM164 153H166L165 154V156L166 157H164ZM169 153V154H168ZM197 153V154H196ZM19 154H20V156H19ZM24 154H25V156H24ZM38 154V155H37ZM47 154V155H46ZM255 154H257V153H255ZM11 155V156H10ZM22 155V156H21ZM46 155V156H45ZM50 155V156H49ZM29 156V157H28ZM41 156V157H40ZM48 156V157H47ZM53 156V157H52ZM59 156V157H58ZM170 156H172L173 157V160H172V157H170ZM175 156V157H174ZM204 156H207V155H204ZM19 157V158H18ZM21 157V158H20ZM42 157H43V159H42ZM46 157V158H45ZM56 157V158H55ZM58 157V158H57ZM164 159H163V158ZM4 158V157H3ZM8 158V159H7ZM19 159V161L16 163V160H18ZM33 158V159H32ZM38 158V159H37ZM162 158V160H160ZM171 158V159H170ZM186 158V159H185ZM192 158V159H191ZM28 159V160H27ZM42 159V160H41ZM52 159H54L53 161H52ZM58 159H59V161H58ZM169 159L171 160L170 161V163L167 165L166 164V162L165 161H167L168 160V162H169ZM191 159V160H190ZM11 160V161H10ZM58 162H57V161ZM160 160V161H159ZM178 160V161H177ZM182 160V161H181ZM184 160V161H183ZM30 161V165L28 164V162ZM37 161V162H36ZM40 161H43L42 162V165L40 166ZM45 161V162H44ZM51 162V164H50V162ZM54 161H56V162H54ZM163 161V162H162ZM174 161V162H173ZM61 163V164H58V163ZM167 162V163H168ZM12 163V162H11ZM23 163V164H22ZM28 165H27V164ZM35 163H36V166L38 167V169H36L37 167L35 166H33V165H35ZM38 163H39V165H38ZM46 163V164H45ZM53 163V164H52ZM55 163V164H54ZM154 163V164H153ZM158 163V164H157ZM159 163H161V165H159ZM164 163V164H163ZM31 164H32V166H31ZM44 164V165H43ZM165 164H166V166H168L167 168H164L163 169V167H165ZM53 165H54V167H53ZM57 167H56V166ZM58 165H59V167H58ZM43 166H45V168L43 167ZM51 166V167H50ZM157 166V167H156ZM43 167V169L44 170H42L41 168ZM50 167V168H49ZM55 167H56V169H55ZM159 167V168H158ZM162 167V168H161ZM35 168V169H34ZM70 168V167H69ZM156 168V169H155ZM159 170H158V169ZM161 168V169H160ZM39 169H41V171L39 170ZM59 169V170H58ZM126 169H127V171H126ZM163 169V170H162ZM63 171V172H61V171ZM148 170H150V171H148ZM55 171H56V173H55ZM60 171V172H59ZM155 171V172H154ZM156 171H158V172H156ZM165 171V172H164ZM200 171H202V172H204L205 170H200ZM58 172V173H57ZM124 172V173H125ZM127 172H129L128 174H131L132 175V173H133V175L131 176V175H128L127 174ZM140 172H141V174H140ZM142 172H143V175H142ZM145 172V173H144ZM149 172V173H148ZM160 172H162L160 175H158L157 173H160ZM164 172V173H163ZM167 172V173H166ZM11 173H13V172H10L9 174H11ZM45 173V174H44ZM2 174V175H1ZM56 174V175H55ZM136 174V175H135ZM140 174V175H139ZM175 174H176V172H175ZM177 174H179V172L177 171ZM6 174H5V172H4V174H3V171H2V173H1V170H0V176H3V177H5V178H9V179H5V178H1L0 179V181H2V180H4V181H2V184H1V182H0V193L2 192V193H5V191H6V193H8L9 195L11 194V195H14L15 194V196H14V198H17V200H18V203L20 204V202H21V204H27V202L29 203V205H30V207H31V209H33L34 208V210L36 211V210H38V209H36V208H38V207H36V206H38L37 204H40L39 202L42 200V198H43V202L44 201H47V202H45V203H47L48 205H49V207H52V208H54V209H52L51 208V210L50 211H52L53 210V212H56L55 214V217H49L48 215H46V214H43V213H39V214H42V215H40L41 217H40V219H43V220H41V221H39L38 219L39 218H37L36 220H34V224L36 225V221L37 222H42V223H40V224H42V226L39 224V223H37L39 226H41L42 227V232H45V233H43V236H42V239H41V237H39L38 236V234H34L33 232V234H31V237H29V243H33V242H38V245H39V247H40V250H39V252L37 253V256H38V260L36 261V264H58L59 262H57L58 260V258H59V256L58 255H60V258H62V257H69L70 255H72L73 256V258H74V256L77 258V259H80L81 261H83L84 259V264H102V263H104V261H105V263L104 264H106V263H108V261H109V263L110 264H127L128 262H129V264H132V262H133V264L135 263V264H139V263H137V262H135V261H132L133 260V258H130L129 256H127V254H123L121 251H120V248L118 247V246H120L119 244H118V241L120 240V236L118 237L117 235H115V234H112V232L110 231V230H108L109 228H106V226L105 227H103V226H101V227H98V224H90L89 222H86V221H91V219L90 218H88L89 216H86V217H84L82 220H80V217L78 216V209L76 208V207H70L71 205L69 204V203H67L66 201L63 203L62 201H64V200H58V199H52V198H50L49 197V194H47L48 196L46 197V195H45V193L46 192H44V189L42 188V187H40L39 185H38V183L36 182V180L35 179H29L28 177L27 178H23L22 177V179L23 180H21L20 178H21V175H19V174H16L18 177H16V175L13 173V175H15V176H12V174L11 175H7V177L5 176ZM47 175V176H46ZM64 175V176H63ZM70 175V176H69ZM146 175H148V176H150V178L148 177V176H146ZM152 175V176H151ZM154 175H156V176H154ZM8 176H10V177H8ZM12 176V177H11ZM53 176V177H52ZM57 176V177H56ZM137 176H140V177H137ZM144 176H146V177H144ZM20 177V178H19ZM65 177V178H64ZM130 177H132V178H134L133 180H131L130 179ZM148 177V178H147ZM164 179H163V178ZM168 177V178H167ZM11 178H13V179H11ZM57 178V179H56ZM59 178V179H58ZM148 179V181H150L151 180V182H149L148 183V181H147V179ZM26 179V180H25ZM29 180V182H28V180ZM127 179V180H126ZM142 179H144V180H142ZM153 179V180H152ZM156 179H158L156 182H154ZM162 181H161V180ZM11 180V181H10ZM20 182H19V181ZM146 180V181H145ZM163 180L165 181V180H167L168 182L170 181V185L168 184V186H166V187H163L162 189H160V187H157V185L158 184H163ZM6 181V182H5ZM134 181H136V183L134 182ZM141 181H143V182H141ZM144 181H145V183H144ZM13 182V183H12ZM67 182V183H66ZM9 183V184H8ZM36 183V184H35ZM147 183V184H146ZM150 183H151V185L154 183V185H152V187L150 188V189H148L147 187H143V186H145V184H146V186L148 185H150ZM12 184V185H11ZM28 184V185H27ZM34 184V185H33ZM61 184V185H60ZM63 184V185H62ZM155 184H156V186H155ZM174 184V185H173ZM6 186L7 188H4V186ZM9 185H10V187H9ZM35 185L37 186V187H35ZM67 185H69V186H67ZM173 185V186H172ZM21 186V187H20ZM26 186V187H25ZM66 186V187H65ZM128 186H129V189H128ZM134 187V188H133ZM143 187V188H142ZM157 187V188H156ZM172 187V188H171ZM1 188H3V189H1ZM10 188L12 189V190H10ZM27 188V189H26ZM30 188H31V190H30ZM17 189V190H16ZM33 189V190H32ZM38 189V190H37ZM131 189V190H130ZM143 189H145V191L143 192V193H141L140 194V192H142L141 190H143ZM147 189H148V191H147ZM157 191H156V190ZM166 189V190H165ZM16 190V191H15ZM128 190H130V193H129V191ZM135 190H137V191H135ZM138 190H140V191H138ZM156 191V194L154 195V193H155V191ZM8 191V192H7ZM22 191H23V193H22ZM31 191V192H30ZM126 191H128V192H126ZM132 191V192H131ZM134 191V192H133ZM152 191V192H151ZM162 191H164L163 193H162ZM16 192H18L17 194H16ZM26 192V193H25ZM30 193V194H28V193ZM135 192H136V194H135ZM157 192H159V194L157 193ZM129 195H128V194ZM25 194V195H24ZM39 194V195H38ZM131 194V195H130ZM140 194V195H139ZM24 195V196H23ZM30 195V196H29ZM158 195V197L156 198V196ZM23 196V197H22ZM27 196V197H26ZM37 196H39V197H37ZM74 196V197H73ZM49 197V198H48ZM25 198H27V199H25ZM38 198L40 199L38 202H37V200H38ZM44 198H47V199H44ZM137 198V199H136ZM149 198V199H148ZM25 199V201L23 202V200ZM49 199V200H48ZM144 199V200H143ZM21 200V201H20ZM52 200V201H51ZM27 201V202H26ZM53 201H55V203L53 202ZM57 201V202H56ZM59 201L62 203H59ZM96 201V200H95ZM139 202V204H138V202ZM147 201V202H146ZM33 202V203H32ZM31 203V204H30ZM36 203V204H35ZM52 203H53V206H52ZM58 203V204H57ZM130 203H131V205H130ZM60 204V205H59ZM67 204V205H66ZM136 204V205H135ZM32 205H36L35 207L33 206L32 207ZM56 205H58V206H56ZM62 205V206H61ZM63 205L65 206V207H63ZM69 205V206H68ZM101 205H103V203H98V205L97 206H101ZM149 207H148V206ZM55 206V207H54ZM144 206V207H143ZM63 208H65V209H63ZM72 208V209H71ZM63 209V210H62ZM147 209L150 211V210H152V211H147ZM3 209L2 208H0V225H2L1 227H0V233H1V235L3 234V232H4V234L1 236L0 235V237H2V240L0 239V241H1V243H0V248L3 250H7V252H6V254H5V256L7 257H9V258H11V256L10 255H12L11 253H9V252H11L12 251V248H10V247H12V245H10L9 244V242L10 243H12V241L13 240H15V238L8 232V230H10V227H9V221H8V217H11V214H5L3 211H2ZM60 210V211H59ZM32 211V210H31ZM76 211H77V213H76ZM154 211H156V212H154ZM152 212V213H151ZM2 213V214H1ZM5 214V217H3V215ZM70 213H72V214H70ZM105 214V213H104ZM152 214V215H151ZM6 215H8L7 216V219H6ZM74 215V216H73ZM151 215V216H150ZM65 216V217H64ZM106 216V215H105ZM67 217H69V218H67ZM79 217V218H78ZM106 217H109V216H106ZM150 217H152V218H150ZM156 217V218H155ZM150 218V219H149ZM44 219H46V221H47V223H46V221L44 220ZM87 219H89V220H87ZM113 218H111L110 220H112ZM76 220V221H75ZM145 220H146V223H145ZM3 221H4V223H3ZM8 221V222H7ZM45 221V222H44ZM80 221H82L81 223H78V222H80ZM150 221V222H149ZM67 222H68V224H67ZM85 224H84V223ZM78 223V224H77ZM88 225H87V224ZM158 223V222H157ZM157 223H154V224H157ZM4 225H5V227L6 228H9L8 230L6 229V228H3L4 227ZM89 225H90V227H89ZM44 226V227H43ZM81 226V227H80ZM94 226V227H93ZM96 226V227H95ZM151 227H147V228H153L154 227V225H150ZM153 226V227H152ZM47 227H48V229H47ZM87 227V228H86ZM89 227V228H88ZM142 227V229L140 228V227H138V230L140 231V230H142V232L143 231H145L146 230V228H143ZM79 228V229H78ZM102 230H101V229ZM140 228V229H139ZM7 230V233H8V235H7V233H6V231H4V230ZM45 229V230H44ZM88 229V230H87ZM100 229V230H99ZM145 229V230H144ZM84 230V231H83ZM103 230H107L108 232H110V234H111V236H110V234H109V236H108V234H106L105 232H103ZM79 231V232H78ZM99 231H101L100 233H99ZM84 232V233H83ZM11 236H10V235ZM98 234V235H97ZM102 234H104V235H102ZM77 235V236H76ZM87 235V236H86ZM102 235V236H101ZM5 236V237H4ZM10 236V238H8ZM98 236V237H97ZM116 236H117V239H116ZM12 237V238H11ZM72 237V238H71ZM76 237V238H75ZM85 237H88V238H86V240H84L85 239ZM103 237V238H102ZM108 237L111 239V241H110V239L108 240ZM111 237H113V238H111ZM7 239V241H5L4 239ZM38 238V239H37ZM80 238V239H79ZM84 238V239H83ZM92 238V239H91ZM96 238V239H95ZM34 240V241H32V240ZM89 239H91L90 240V242H91V244H92V242L94 241L95 243V246H94V244H93V246L92 245H90V242H89ZM116 239V240H115ZM3 240H4V242H3ZM10 240V241H9ZM38 240V241H37ZM44 240V241H43ZM104 240V241H103ZM106 240V241H105ZM112 240H114V242L112 241ZM40 241H41V243H40ZM72 241V242H71ZM86 241V242H85ZM3 242V243H2ZM98 242V243H97ZM104 242V243H103ZM110 242V243H109ZM111 242H113V244L111 243ZM5 243H8L9 245H10V247H9V245L8 244H5ZM29 243H27V244H29ZM77 243V244H76ZM97 243V244H96ZM103 243V246L101 245ZM117 245H116V244ZM3 244L5 245V246H3ZM75 244V245H74ZM100 246H102L103 247V249H102V247L100 248V250H101V252H100V250L99 249H96V248H98L99 247V245ZM3 246V248H2V246ZM8 245V246H7ZM78 245V246H77ZM81 245V246H80ZM84 245L86 246V247H88V249L86 248V247H84ZM89 245V246H88ZM113 245H115L116 246V248H115V246H113ZM15 246V248H16V245H14ZM13 246V247H14ZM26 246H29V245H26ZM91 246H92V249H91ZM105 246V247H104ZM109 246V247H108ZM114 247V248H113ZM5 248H7V249H5ZM10 248V249H9ZM95 248V249H94ZM106 248V249H105ZM119 248V249H118ZM9 249V250H8ZM77 249V250H76ZM108 249H110V250H108ZM114 249V250H113ZM19 250V247H18V245H17V251ZM68 250V251H67ZM99 250V252H97ZM106 250V251H105ZM116 250V251H115ZM9 251V252H8ZM64 251V252H63ZM102 251H104L103 253H102ZM142 251H143V253H142ZM147 252H149L148 250H146ZM144 249H141L140 250V252H141V254L145 257V258H147V259H149L150 257L152 258V260L153 259H156V257H157V255L155 254V258H154V255H151V252H150V255L148 256V255H145L147 252H146ZM19 252H21V251H19ZM106 252V253H105ZM109 252H110V255H109ZM145 252V253H144ZM90 253H92V254H94V255H92V254H90ZM104 253L105 254H107L105 257H109L108 258V260H107V258H104L103 257V255H104ZM112 253V254H111ZM116 253V254H115ZM126 253V252H125ZM20 254V253H19ZM21 254H23V253H21ZM61 254H65L64 256L63 255H61ZM88 254V255H87ZM103 254V255H102ZM114 254V255H113ZM24 255V254H23ZM28 255H29V253H28ZM78 255V256H77ZM85 255V256H84ZM98 255V256H97ZM119 255V256H118ZM127 257H126V256ZM18 256V258H25L27 255H25V256H23L22 257V255L19 257V255H17ZM16 256V257H17ZM114 256V257H113ZM123 256V257H122ZM148 256V257H147ZM28 257H31V253H30V255L29 256H27V258ZM58 257V258H57ZM79 257V258H78ZM86 257V258H85ZM55 258H57V259H55ZM83 258V259H82ZM93 258H94V260H93ZM102 258V259H101ZM104 258V259H103ZM113 258V259H112ZM120 258V259H119ZM125 258L126 259H128V261L127 260H125ZM30 259V258H29ZM124 259V260H123ZM131 259V261H129ZM113 260V261H112ZM124 262H123V261ZM9 261H10V259H9ZM86 261H87V263H86ZM88 261H90V262H88ZM100 261V262H99ZM112 263H111V262ZM126 261H127V263H126ZM21 262V261H20ZM38 262H40V263H38ZM53 262V263H52ZM83 262H81L82 264H83ZM95 262H98V263H95ZM192 264H195V263H192ZM241 264H255L254 263V261L253 260H244V258H242V262H241ZM259 264H264V257H263V259L259 262Z\"/></svg>",
  "mask_w": 264,
  "mask_h": 264
}]
</instances>
